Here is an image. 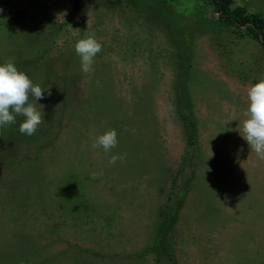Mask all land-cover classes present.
I'll return each mask as SVG.
<instances>
[{"label":"rangeland","instance_id":"1","mask_svg":"<svg viewBox=\"0 0 264 264\" xmlns=\"http://www.w3.org/2000/svg\"><path fill=\"white\" fill-rule=\"evenodd\" d=\"M234 1L264 15V0ZM0 8V63L45 88L34 135L20 116L0 127V264H264V160L239 132L259 40L212 0ZM86 34L102 44L88 73ZM109 129L117 146L93 148Z\"/></svg>","mask_w":264,"mask_h":264},{"label":"clouds","instance_id":"2","mask_svg":"<svg viewBox=\"0 0 264 264\" xmlns=\"http://www.w3.org/2000/svg\"><path fill=\"white\" fill-rule=\"evenodd\" d=\"M3 9L0 8V12ZM75 52L80 57L82 71L88 73L92 70L94 57L102 51V44L98 42L95 34H86L75 43ZM48 95H51L48 88ZM45 88L33 83L32 79L10 59L0 63V127L16 122V117H23L19 125L21 134L32 136L38 126L43 122V115L30 98L35 101L43 99ZM248 106L243 112L245 117L239 128L240 135L255 152L259 159L264 160V76L258 82L251 84L247 89ZM118 143L117 131L106 130L99 135L92 144L93 148L102 147L110 152ZM126 154L112 155L109 164L114 165L117 160H123ZM98 173H91L93 179Z\"/></svg>","mask_w":264,"mask_h":264},{"label":"trees","instance_id":"3","mask_svg":"<svg viewBox=\"0 0 264 264\" xmlns=\"http://www.w3.org/2000/svg\"><path fill=\"white\" fill-rule=\"evenodd\" d=\"M215 4V11L219 14V21L225 27H237L238 30H245L247 34L259 40L264 47V16L261 13L249 12L246 7L234 6V0H212ZM84 0H78L82 4ZM189 141L193 146L196 142L197 127L193 120L189 121ZM166 221V217H165Z\"/></svg>","mask_w":264,"mask_h":264},{"label":"crops","instance_id":"4","mask_svg":"<svg viewBox=\"0 0 264 264\" xmlns=\"http://www.w3.org/2000/svg\"><path fill=\"white\" fill-rule=\"evenodd\" d=\"M235 2V1H234ZM264 16V15H263ZM241 31V30H240ZM241 33H243V34H246V35H248V36H250L249 34H247L246 32H245V30H242L241 31ZM250 37H252V36H250ZM253 38V37H252Z\"/></svg>","mask_w":264,"mask_h":264}]
</instances>
